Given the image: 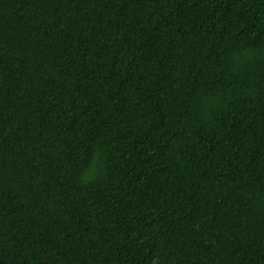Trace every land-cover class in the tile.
I'll list each match as a JSON object with an SVG mask.
<instances>
[{
	"label": "trees",
	"instance_id": "trees-1",
	"mask_svg": "<svg viewBox=\"0 0 264 264\" xmlns=\"http://www.w3.org/2000/svg\"><path fill=\"white\" fill-rule=\"evenodd\" d=\"M0 264H264V0H0Z\"/></svg>",
	"mask_w": 264,
	"mask_h": 264
}]
</instances>
